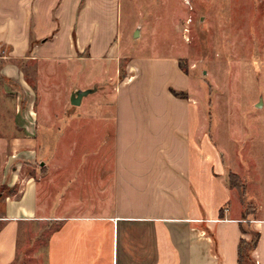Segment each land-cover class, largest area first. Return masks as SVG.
Segmentation results:
<instances>
[{
  "label": "crops",
  "instance_id": "obj_1",
  "mask_svg": "<svg viewBox=\"0 0 264 264\" xmlns=\"http://www.w3.org/2000/svg\"><path fill=\"white\" fill-rule=\"evenodd\" d=\"M124 1L0 0V264H16L38 232L47 235L36 264H239L240 239L256 232L250 255L264 264V174L231 167L219 152L176 54L118 44ZM143 27L131 23L130 36ZM87 59L117 68L124 60L111 85L114 153L104 187L99 156H83L75 170L64 169L63 155L38 158V146L52 144L41 130L57 118L36 107L37 90L55 66ZM232 173L252 208L246 216Z\"/></svg>",
  "mask_w": 264,
  "mask_h": 264
},
{
  "label": "rangeland",
  "instance_id": "obj_2",
  "mask_svg": "<svg viewBox=\"0 0 264 264\" xmlns=\"http://www.w3.org/2000/svg\"><path fill=\"white\" fill-rule=\"evenodd\" d=\"M130 4V0L124 1L123 34L119 33L118 44L131 47L130 51L139 55L176 54L181 68L195 82L194 95L208 115L211 141L231 167H240L239 161L243 165L240 171L258 169L263 177L264 0H138L133 2L135 9H130ZM145 8L152 16L147 17ZM136 20L144 25L139 38L138 34L133 37L134 31L130 36V25ZM118 72L120 77L124 75L123 59L118 68L106 61L90 59L53 68L43 87L37 90L36 107L54 109L58 127L41 130L46 142L52 144L38 146L39 159L45 154L63 155L64 169L75 170L80 168L82 161L77 160L83 156L91 160L99 156L101 186L110 183L114 124L109 112L114 101L111 85ZM73 84L79 89L95 90L85 95L79 105H73L69 88ZM68 115L72 119L68 120ZM58 139L60 142L55 144ZM87 163L90 162H86L85 179L92 180L94 170ZM229 181L231 185L242 182L238 177ZM237 188L246 204V216L252 208L247 206L245 187ZM50 190L60 192L59 188ZM251 190L250 185L247 199ZM46 235L38 232L29 238L16 264H36L33 254L37 249L43 251Z\"/></svg>",
  "mask_w": 264,
  "mask_h": 264
},
{
  "label": "trees",
  "instance_id": "obj_3",
  "mask_svg": "<svg viewBox=\"0 0 264 264\" xmlns=\"http://www.w3.org/2000/svg\"><path fill=\"white\" fill-rule=\"evenodd\" d=\"M180 67H181V65H180ZM184 71L187 72L186 70H184ZM170 91L176 96L186 97L185 92L176 91L172 88H170ZM231 178L236 180L237 175L232 173V174H230V179ZM235 186H239L241 190L243 188L242 185H240V184H235ZM258 238H259V233L256 232L251 241H246L243 238L240 239V242L238 244V263L239 264H253L251 256L249 253H250V251H252L255 248L257 241H258Z\"/></svg>",
  "mask_w": 264,
  "mask_h": 264
},
{
  "label": "water",
  "instance_id": "obj_4",
  "mask_svg": "<svg viewBox=\"0 0 264 264\" xmlns=\"http://www.w3.org/2000/svg\"><path fill=\"white\" fill-rule=\"evenodd\" d=\"M134 35L136 36L137 35V30L135 31ZM95 88H92V89H77V90H74L72 93H71V103L73 105H79L80 102H81V99L83 96L87 95L88 93L94 91Z\"/></svg>",
  "mask_w": 264,
  "mask_h": 264
}]
</instances>
